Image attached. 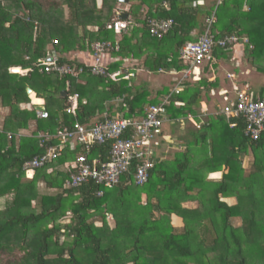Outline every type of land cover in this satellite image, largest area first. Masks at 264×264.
Returning a JSON list of instances; mask_svg holds the SVG:
<instances>
[{"label": "trees", "instance_id": "16d2710c", "mask_svg": "<svg viewBox=\"0 0 264 264\" xmlns=\"http://www.w3.org/2000/svg\"><path fill=\"white\" fill-rule=\"evenodd\" d=\"M100 2L97 7L98 0H0V110L6 111H0V264H264V132L252 141L244 135L243 119H233L235 126L229 127L217 109L220 80L206 74L209 67L218 71L213 59L235 66L229 65L232 55L214 45L199 79L183 80L181 92L172 93L186 68L180 50L203 35L213 15L215 40L247 39L241 60L264 79V0H128L124 13L130 26L118 35L106 26L122 1ZM167 20L171 28L160 39L149 33L152 21ZM95 43L110 44L107 57L118 61L108 65V72L120 75H91L85 62L71 58L89 56ZM53 52L59 66L82 72L46 73L40 61ZM236 66L233 73L239 74L242 69ZM138 69L157 78L177 74L152 89L127 78ZM262 84L259 88L245 79L240 85L253 87L264 99ZM27 89L45 101L47 119L21 108L30 103ZM73 94L78 95L75 116L64 111ZM168 95L169 125L190 116L200 128L182 137L183 151L148 158L153 168L146 183L134 184L140 163L135 159L111 189L93 183L66 189L65 164L83 153L78 148L64 150L56 162L26 179L24 163L46 152L37 133H55L104 113L140 119ZM202 104L216 114L201 119ZM31 127L30 136H17ZM109 146L93 147L88 158L106 160ZM218 172L219 179L210 178ZM99 191L103 194L97 197ZM185 201L196 206L186 208ZM172 215L181 218V228L172 225ZM65 219L69 222L62 223Z\"/></svg>", "mask_w": 264, "mask_h": 264}, {"label": "built area", "instance_id": "2783aa9c", "mask_svg": "<svg viewBox=\"0 0 264 264\" xmlns=\"http://www.w3.org/2000/svg\"><path fill=\"white\" fill-rule=\"evenodd\" d=\"M123 11L117 10L115 12V18L107 24L106 30L118 35L128 29L130 22L118 18V15L124 13ZM214 23L215 17L213 15L209 19L208 28L203 35L195 42L186 43L180 50V59L186 68L180 72V80L173 87L172 93L181 92L183 80L191 78V80L196 81L199 79L200 68H202L203 62L209 58L211 48L214 45L228 51L241 45L240 42L248 43L247 39H241L235 35L215 40V36L212 34L213 26L210 27ZM171 25L170 20L152 21L149 33L160 39L169 31ZM54 44L57 42L54 41ZM108 49H110L108 43L91 45V53L86 63V66L90 68L91 75L112 78L120 75V72L114 74L108 72V65L118 61V58L107 57L109 55ZM58 58L59 55L53 52L48 54L46 59L40 61L46 73L55 71L65 76H77L82 72V69L76 70V67L59 66ZM13 69H9V72L13 73ZM170 74L176 75L177 73L171 72ZM132 76V74H127V78ZM231 77L232 75H229V78ZM229 94H233V97H229ZM215 97L220 102L218 114L224 116L231 128L235 126L232 120L241 118L246 123L244 135L250 140L256 141L264 132V99L259 98L257 93L250 89L234 88L232 93L222 91L218 92ZM168 99L169 95L164 98L161 105L150 106L145 116L140 119L125 118L121 114L114 118H108V115L104 113V117L100 120L87 123L76 122L72 126H63L55 133H37L35 138L38 139L40 147L45 146L46 152L24 163L25 175L28 176L29 173H34L37 169L56 162L64 150L74 151L78 148L83 153L76 155L72 161L65 164L68 174L65 181L66 189H76L88 183L111 189L118 184L119 178L128 171L135 159L139 160L140 163L135 165L134 184L146 183L148 171L153 168V163L148 158L156 154L152 151L155 137L160 134L163 123L168 121L165 109ZM227 102L228 105L225 104ZM67 103L68 107L65 108V113L75 116L78 95L68 96ZM34 110L37 118H48V113L45 110L40 111L36 108ZM193 125L195 129L200 128V123H193ZM186 126L184 120L179 121L178 127ZM105 144L110 145L106 160H101L98 157L88 158L87 154L93 147ZM102 194L103 192L99 191L97 197L102 196Z\"/></svg>", "mask_w": 264, "mask_h": 264}, {"label": "crops", "instance_id": "0c3cea01", "mask_svg": "<svg viewBox=\"0 0 264 264\" xmlns=\"http://www.w3.org/2000/svg\"><path fill=\"white\" fill-rule=\"evenodd\" d=\"M100 0H98V3H97V7H99L100 6ZM128 4H126V3H124V2H122V4L121 5H118L117 6V9H116V11L117 10H119L120 9V7H123V8H125L124 9V11H123V9H122V11L123 12H125V11H127V9H128ZM120 11V10H119ZM241 51H242V46L240 47V46H238V47H236V48H234V50L233 51H228L231 55H232V57H231V59H230V62H229V65L231 64V62L233 63L234 62V65L235 66H233L232 64H231V66H228V64L226 63V66H227V68L225 67V66H223V68H221V67H217V69H222L223 70V73L222 74H220L219 72V70L216 72V71H214V69H213V67H209V69H208V71L206 72V74L209 76V79L210 80H214L215 79V77H218L219 78V80H220V87L218 88V91H217V93L218 92H222V91H228V92H233V87H235V88H237V89H250V90H253L254 91V89H252V88H250L249 86H246L245 88H242L241 87V85H239L238 87H237V81H238V78L237 77H235V76H237L235 73H230L231 71L230 70H232V71H234V68L235 67H237L236 66V63H238L239 64V69H242V71L240 72V74H243V71H244V69H247L248 67L249 68H252V67H250L248 64V67H247V65H246V62L244 61V60H241V57L242 56H240V53H241ZM71 58L72 59H78V61H81V62H85V63H87L88 62V54L87 53H85V54H78V55H72L71 56ZM218 60H213L212 62H213V64H217L218 62H217ZM132 64H135V63H132ZM204 66H206V65H203L202 66V68L204 67ZM202 68H200V73L202 74V72H203V70H202V72H201V69ZM238 68V67H237ZM204 69V68H203ZM226 70H229V71H226ZM254 70V69H253ZM131 72V71H130ZM139 73H142V70L141 69H138V71H136L135 73H133V72H131V74L133 75L132 77H134L136 74H139ZM255 73V75L257 76V78H259L258 77V74L256 73V72H254ZM229 75H232V77L231 78H229ZM166 76H168V77H170V76H172V75H170V74H167ZM240 84H241V82H240ZM261 83H259V85H260ZM263 85H261V87H262ZM260 88V87H259ZM255 92V91H254ZM30 94H32L37 100H40L41 101V103H38V104H36V103H33V101H32V99H31V95ZM30 94H28L29 95V98H30V103L29 104H22L21 105V108L22 109H26V110H32V109H34V108H36V107H44L45 106V101L43 100V99H39V98H37L36 97V95H35V93H33L32 91H31V93ZM219 104H220V102L218 103V106H219ZM217 106V107H218ZM34 107V108H33ZM218 109V108H217ZM0 111H4L5 113H6V111L4 110V109H1ZM200 112H201V115H200V118L202 119V118H204V117H206V116H208V115H211V116H213V115H215L216 114V112L215 111H213L212 112V107H208V106H206L205 104H202V106H201V109H200ZM107 115H108V118H114L115 116H117L118 114H121L122 115V113H116L115 115H113V116H110L109 117V114L108 113H106ZM104 116H103V114H102V117L100 118V119H102ZM124 117V116H123ZM100 119H95L94 121H96V120H100ZM192 120V121H191ZM92 122V121H91ZM184 122L186 123V125H188V127L190 126L191 128L190 129H192V130H198V129H195L194 128V125H193V123H200V122H198V121H196L195 119H193L192 117H190V116H188L187 118H186V120H184ZM85 123H87V122H85ZM166 124L167 123H164L163 125H162V130L160 131V134L159 135H157L156 137H155V140H154V143H153V147H152V151L154 152V153H156L155 155L157 156V157H159L160 158V160L161 159H164V158H166V157H169V155L171 154V155H173L174 153H176V152H181V151H183L184 150V148H185V142H184V140H182V137L184 136V135H186V133L187 132H185L184 130H185V128L186 127H178L179 126V124H177V125H170V126H172V127H174L175 129H177V133L179 132L180 133V130L181 131H183V133H182V135H178L176 138H174V135H175V132H173V131H171V129L170 128H172V127H166ZM230 127V126H229ZM179 130V131H178ZM32 132H33V127H31L30 129H28V130H26V131H21V132H19L18 134H17V136L18 137H21V136H30L31 134H32ZM178 138V139H177ZM171 139H172V141H174L175 143H174V146L172 147L173 148V150H175L174 152H172L171 153V151H167L166 153H163L164 152V150H163V148L164 147H167V148H169V147H171V145H170V141H171ZM178 148H180V149H178ZM97 158V157H96ZM200 155L198 154V155H195L194 157H193V159H194V161L195 162H199L200 161ZM221 174H222V172H218V173H215V174H212L211 176H210V178L211 179H219L220 177H221ZM34 175H35V172L34 173H29L28 174V176L27 175H25V177H26V179H32L33 177H34ZM229 201H230V204H232L233 203V201H234V199H229ZM142 202L144 203V199L142 200ZM228 202V201H227ZM183 206L184 207H186V208H194L195 206H196V204L195 203H193V202H187V201H185V202H183ZM65 220H67V219H65ZM63 221L62 223H64V222H66V221ZM108 221H109V225L111 226V227H114L115 226V221H114V219L111 217V216H108ZM171 223H172V225L175 227V228H181L182 226H183V223H182V220H181V218H179V217H177V216H175V215H172V217H171Z\"/></svg>", "mask_w": 264, "mask_h": 264}, {"label": "rangeland", "instance_id": "374dc122", "mask_svg": "<svg viewBox=\"0 0 264 264\" xmlns=\"http://www.w3.org/2000/svg\"><path fill=\"white\" fill-rule=\"evenodd\" d=\"M122 9L124 10L125 8H123V7H120V11H122ZM240 56H242V54L240 53ZM218 63L216 64V66L217 67H221V68H223V66H225L226 68H227V66L224 64V61L221 59V60H218L217 61ZM247 64V63H246ZM134 65H136V64H134ZM249 65V64H248ZM248 65H247V67H248ZM136 67V66H135ZM217 70H219L220 72V74H222L223 73V70L222 69H217ZM233 70V69H232ZM232 70H230L231 72L230 73H232L233 71ZM138 71V70H137ZM226 71H229V70H226ZM136 72V71H135ZM255 71L253 70V68H247V69H244V71H243V74H236L237 76H235V77H237L238 78V81H237V87L240 85V82L241 83H243V80H245V79H251V80H253V82H254V84H256L255 86L257 87H261V85H263L262 83H264V79L263 78H261V77H259V78H257V76L255 75V73H254ZM18 74V73H17ZM134 78H135V84H140V83H142V82H147V83H149L150 84V86L152 87V89H159V88H161V87H164L165 85H167V84H169L168 82L170 81V77H168V76H166V75H163L162 77H159V78H157V77H153L152 75L150 76V75H148V74H146L145 72H142V73H139V74H136L135 76H134ZM259 83H261L260 85H259ZM235 87H233V89H234ZM1 113L2 114H5V112L4 111H1ZM166 127H170V125H169V122L168 121H166ZM190 126L188 127V125L186 126V128H185V132H187L188 130H190ZM175 128L174 127H172V129H171V131H173ZM177 131V130H176ZM179 131V130H178ZM182 133H183V131H181L180 130V133L178 132V133H175V135H174V138H176L178 135H182ZM178 139V138H177ZM171 143H170V145H171V147H169V148H167V147H164L163 148V150H164V152L163 153H166L167 151H171V153L172 152H174L175 150H173V146H174V141H172V139H171V141H170ZM178 149H180V148H178ZM171 155V154H170ZM250 162H251V158L250 157H248V158H245L244 159V161H243V166L246 168V167H248V165L250 164ZM228 201V203L230 204V201L229 200H227ZM233 203H234V201H233ZM69 215H70V213H69ZM66 222H64V223H68L69 222V220H65Z\"/></svg>", "mask_w": 264, "mask_h": 264}, {"label": "water", "instance_id": "95a60500", "mask_svg": "<svg viewBox=\"0 0 264 264\" xmlns=\"http://www.w3.org/2000/svg\"><path fill=\"white\" fill-rule=\"evenodd\" d=\"M122 2L124 3H127L128 0H121ZM118 18L121 19V20H127L128 19V16L126 13H121L120 15H118ZM16 68L13 69V73H16L15 72ZM31 93V90L30 89H27V94H30ZM62 97H66V93L63 92L62 93ZM36 109L40 110V111H44L45 108L44 107H36Z\"/></svg>", "mask_w": 264, "mask_h": 264}, {"label": "clouds", "instance_id": "9594fccd", "mask_svg": "<svg viewBox=\"0 0 264 264\" xmlns=\"http://www.w3.org/2000/svg\"><path fill=\"white\" fill-rule=\"evenodd\" d=\"M243 39H244V38H243ZM240 44H241V45H238V46H240V47L244 45V43H242V42H240ZM247 44H248V43H247ZM247 44H245V45H247ZM238 46H236V47H238ZM236 47H235V48H236ZM242 48H243V47H242ZM251 48H252V46H251ZM233 50H234V49H232V50H228V51H233ZM241 54L243 55V52H242V51H241ZM22 72H24V71H22ZM22 72H21V73H22ZM18 74H20V73H18Z\"/></svg>", "mask_w": 264, "mask_h": 264}, {"label": "bare ground", "instance_id": "6f19581e", "mask_svg": "<svg viewBox=\"0 0 264 264\" xmlns=\"http://www.w3.org/2000/svg\"><path fill=\"white\" fill-rule=\"evenodd\" d=\"M30 95H32V94H30Z\"/></svg>", "mask_w": 264, "mask_h": 264}]
</instances>
